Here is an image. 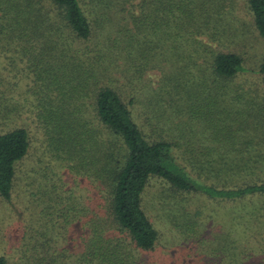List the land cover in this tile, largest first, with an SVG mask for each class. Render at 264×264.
Returning a JSON list of instances; mask_svg holds the SVG:
<instances>
[{"label":"rangeland","instance_id":"obj_1","mask_svg":"<svg viewBox=\"0 0 264 264\" xmlns=\"http://www.w3.org/2000/svg\"><path fill=\"white\" fill-rule=\"evenodd\" d=\"M18 1L24 0H0V111L8 110L29 140L18 166L21 194H12L9 201L0 197V256L6 264L15 263L18 249L35 232L54 244L64 226L69 243L77 207L86 201L94 210L102 202L93 181L107 167V132L94 116L93 81L118 85L124 102L132 94V103L126 105L134 123L146 134L155 128L171 140V153L199 185L233 188L264 182V78L257 71L264 40L246 0H224L232 12L217 23L227 27L215 31L218 37L207 44L208 50L240 56L241 70L220 83L206 75L198 81L200 74L194 73L186 96L187 85L181 89L175 84L183 76L172 70L176 66L170 53L143 51L152 48L151 33L155 44L165 30L197 33L202 27L197 8L178 6L173 9L177 18L167 28H154L149 20L139 23L138 14L132 23L128 15L137 0L129 6L118 0H81L86 12H93L86 14L89 36L66 45L70 35L52 4L37 0L33 23L22 24L13 21L9 10ZM209 7L201 18L210 15ZM184 37L192 39L188 33ZM203 191H178L161 178L149 177L141 208L157 239L153 250L143 254L145 263L264 264V193L224 199Z\"/></svg>","mask_w":264,"mask_h":264},{"label":"trees","instance_id":"obj_2","mask_svg":"<svg viewBox=\"0 0 264 264\" xmlns=\"http://www.w3.org/2000/svg\"><path fill=\"white\" fill-rule=\"evenodd\" d=\"M36 1L11 3L9 10L13 9V21L20 20L22 24H32L33 20L30 17L31 13L37 10L34 7ZM44 1L56 8L66 28L64 31L70 35V41L66 45H71L77 39L80 41L87 39L89 25L86 14L90 15L93 12L90 9L86 12L81 0ZM246 2L252 14L253 24L264 40V0ZM193 8L196 9L197 6L190 7ZM14 9L22 18H17ZM195 11L199 13V10ZM143 12L147 16L151 14L149 9ZM109 13L105 12L106 15ZM128 16L132 17L133 23L132 11H129ZM45 21L50 24L48 18H45ZM197 28L201 30V26ZM53 43L55 41L50 40V44ZM60 45L64 47L63 42H60ZM133 52L126 50L124 53ZM143 53L165 54L151 51L148 46ZM205 53L197 55L198 58L203 57L201 63L197 62L198 58L194 55L196 53L168 54L176 66L172 70L177 68L183 76L180 81H176V86L183 89L185 84L187 85L184 89L185 96L190 93V85L193 83L190 77L194 73L200 74L201 80L197 78L198 81L203 82L206 75L208 81L220 83L232 79L241 70V58L233 52L207 50ZM116 60L117 58L113 60L114 65H117ZM194 67H198L197 70H194ZM154 69L158 70L156 67ZM257 71L264 78V54ZM110 72L109 74H112ZM174 82L175 79H171V84ZM118 87V85L114 88L104 87L101 81L96 84L93 81L91 84L94 116L107 132V167L98 176L100 180L93 181L98 187L100 197L101 193L103 194L102 202L97 201L94 210L84 205L86 201L77 207L74 219L77 224L69 243L64 226L61 227L59 241H54V244L45 242L43 234L39 232L27 236L23 244L26 247L22 246L23 250L18 249L14 264H146L143 254L153 250L157 239L156 230L141 208V193L151 176L161 178L178 191L204 190L203 192L210 196L224 199H234L249 193H264V182L233 188L203 187L196 183L171 153V140H166L163 135L160 137L155 128L146 134L134 123L126 105L132 103L133 96L129 94L128 102H124ZM183 95L182 92L178 96ZM152 107H154L152 104L147 106L149 110ZM47 130L48 128H44L45 133ZM28 147L26 129L10 120L8 110L0 111V197L5 201H9L12 194L16 193V197L21 194V186L18 185V166L26 157ZM67 218L63 217L65 222ZM0 264H6L4 256H0Z\"/></svg>","mask_w":264,"mask_h":264},{"label":"crops","instance_id":"obj_3","mask_svg":"<svg viewBox=\"0 0 264 264\" xmlns=\"http://www.w3.org/2000/svg\"><path fill=\"white\" fill-rule=\"evenodd\" d=\"M117 2L118 4H127V6H129V3L132 4V0H118ZM132 5L135 6V8L132 10V13L134 15L138 14L140 16L139 21L149 20L148 26L154 28H158V27L167 28L168 22H173L175 18H177L174 15V11L180 9L178 8V6H189V7L197 6V9L199 10L201 16L203 14H206V9H204L205 6H210L209 7L210 15H208L207 17L205 15L203 16V18H201L200 16L202 27L201 30L198 31L197 33L195 31L171 32V30L170 31L165 30V32H162V35H160L161 39L159 38V40L161 42L158 41L159 44L154 43L153 37L155 36V33H151L150 41H149L150 47H152L150 48L151 51L168 52V53H176V52L205 53L208 50L207 44H211V38L218 37V34L215 31H218L219 29L220 31H225L223 26L226 25L219 26L217 21L220 20L219 18L222 17V15L232 12L231 8L229 9L227 7L230 5H228L226 1L224 2V0L219 1L218 3L205 2L204 0H137L136 3ZM187 8H183V9H187ZM147 9L151 10V14L149 15V17H147V15L144 14L143 12V10H147ZM251 19H252V15H251ZM187 33L192 35V39H187L184 37L185 34ZM210 51H215V50H210Z\"/></svg>","mask_w":264,"mask_h":264}]
</instances>
